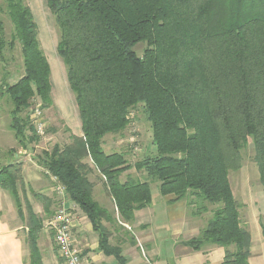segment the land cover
Returning <instances> with one entry per match:
<instances>
[{"label": "trees", "instance_id": "obj_1", "mask_svg": "<svg viewBox=\"0 0 264 264\" xmlns=\"http://www.w3.org/2000/svg\"><path fill=\"white\" fill-rule=\"evenodd\" d=\"M3 3L12 33L6 40L0 19V62L18 45L22 74L13 84L7 73L0 78V97H8L9 128L27 149L39 140L30 101L38 99L43 110L52 106L50 67L26 0ZM45 6L81 136L43 151L38 162L88 219L98 249L123 263L104 221L125 231L134 213L150 204V181L159 183V194L171 203L187 201L193 220L201 217L203 227L184 246L223 248L221 264H250L251 236L241 225V205L228 175L240 170L241 153L251 144L264 195V0H45ZM138 44L145 45L141 56L134 50ZM138 107L155 153L130 166L123 153L104 152L103 142L121 135ZM86 159L102 179L112 214L93 198L88 176L94 170ZM131 169L146 181L121 182ZM20 173V164L2 166L0 189L26 222L28 264H43L41 220L24 191L26 214L21 208ZM35 197L48 203L47 213L50 200Z\"/></svg>", "mask_w": 264, "mask_h": 264}, {"label": "rangeland", "instance_id": "obj_2", "mask_svg": "<svg viewBox=\"0 0 264 264\" xmlns=\"http://www.w3.org/2000/svg\"><path fill=\"white\" fill-rule=\"evenodd\" d=\"M27 5L30 7L35 22L38 27V37L41 42V45L44 47L47 54L52 55L54 61L50 57V65L53 68V81L55 84L54 91H58L55 94V104L48 109L44 110V120L46 124L45 134L42 138H39L37 143H30L27 145V149H23L18 146L16 140L14 139V135L9 128L10 117L9 112L11 110V103L7 96L0 97V168L9 163L20 164L21 171L27 166L30 167L29 171L35 172L40 179H45V181L50 185L51 195L49 197L50 203L47 213L43 211V206H41L40 201L38 199L33 198L32 191H25L28 194L29 199L31 200V207L33 211L36 213V216L41 220V230L38 236V246L41 252V256L43 258L44 264H63L62 261H59L58 255L54 251V246L52 242V237L50 231L47 228L48 222L52 220L53 215L59 208H68L65 204L68 202L65 194H61L58 191L57 181L53 180V178L46 173L45 169L38 162L39 157L43 151H50L55 145L64 147L71 143L72 136H78V117L73 101L72 93L69 91L65 79V72L62 62L57 57L55 50L53 51L51 47L53 44L57 42V31L53 22L51 15L49 14L46 6L45 0H26ZM0 19L4 26V36L6 40L10 39V35L12 33V26L5 14V7L3 0H0ZM144 44H138L135 47V52L138 56L142 55V51L144 50ZM57 64H60L62 69L63 80L61 76L60 82H58L55 77L57 70ZM9 74L8 83L13 84L17 81V79L22 74V64L19 56V48L18 45L14 48L13 52L10 54L5 52L4 61L0 62V78L4 74ZM57 81V82H56ZM60 85V88L58 86ZM61 91V92H59ZM60 97V98H59ZM29 135V133H27ZM153 147V146H152ZM151 147V132L148 122L145 119L144 113L140 107L136 108L132 112V120L126 130L119 136L108 135L104 138L103 148L106 153L113 152H121L125 155L127 162L130 166L140 160L142 157L146 155H152L153 150L155 153V148ZM13 152V154L10 153ZM253 149L251 144H249L241 153L242 156V167L248 169V175L246 177L252 176L250 173L255 172V164L253 162ZM88 166L93 168L89 159L85 160ZM241 167V168H242ZM93 172L89 174L88 179L94 185L93 196L94 200L100 203V205L106 208L111 214L114 212V205L108 195L106 194L103 185L102 179L98 172H95L93 168ZM127 177H132L135 179H139L142 181H146L144 179L143 174L135 172L131 169L128 172H125L119 177L121 182H124ZM229 180L232 186V191L234 193L235 198L240 203V222L243 227L247 225L248 212L243 205V197L245 196L240 184V176L237 172L231 171L229 172ZM49 179V180H48ZM144 179V180H143ZM151 194L153 196L155 204H158L161 195L159 194L158 182H150ZM47 185V184H46ZM252 185V186H251ZM99 188H101V190ZM251 186V187H250ZM260 186V185H259ZM97 189V190H96ZM103 189V190H102ZM249 189L254 193L257 190V187L250 183ZM262 191V188L260 186ZM18 192L20 199L22 201V210L24 214H26L25 204L23 201V195L21 192L20 185H18ZM33 192H36L34 189ZM248 193V192H247ZM247 195V194H246ZM249 197V194L247 195ZM48 198V197H47ZM97 199V200H96ZM186 204L184 208L188 212L191 208L187 205V201L183 200ZM182 206V205H181ZM183 208V206H182ZM183 210L185 211V209ZM0 209L5 215H11V218L14 219V223L17 225H21L20 223L26 225V222H22L19 220L17 211L15 209V205L13 203L12 198L10 197L8 192L2 191L0 189ZM77 209V208H76ZM76 209H66L71 211L74 219L76 217H80L83 214ZM79 212V213H78ZM7 215V216H8ZM116 216V215H115ZM26 218V217H24ZM203 222L199 221L198 226H202ZM262 224H264V219H262ZM104 225L111 231V239L110 244L114 245L117 242L124 241L126 244L129 243V238L134 235L131 232L124 233L123 230L118 229L116 225L112 226L111 224L104 221ZM253 225V224H252ZM117 228H116V227ZM88 223L86 220H82L81 232H82V242L81 248H88L93 243L94 238H91V234L87 231ZM89 228V227H88ZM258 226H250L248 230L251 236V244L256 242L255 239V229ZM25 232L24 230H22ZM73 232V231H72ZM259 234V233H258ZM74 235V234H73ZM78 235V233H77ZM79 236V235H78ZM26 235L24 233L23 239L25 240ZM135 239V238H134ZM131 245V244H130ZM259 256V255H258ZM260 264H263L264 258L260 257L256 259ZM251 264V263H250Z\"/></svg>", "mask_w": 264, "mask_h": 264}, {"label": "crops", "instance_id": "obj_3", "mask_svg": "<svg viewBox=\"0 0 264 264\" xmlns=\"http://www.w3.org/2000/svg\"><path fill=\"white\" fill-rule=\"evenodd\" d=\"M55 47H56V43L53 44V47H51L53 51L55 50ZM41 48L50 67L51 99L53 106L55 104L54 101L56 100L55 94L58 92L53 90L55 84L53 81V76H54V73L52 71L53 68L50 65V57L52 58L53 61L54 59L52 55H50V51L49 54H47V52L45 51L42 45ZM55 65H57V68L55 66V69L57 70L56 73L57 75L55 79L58 82H60L59 80H61V76L63 80L62 69L60 64H57L55 62ZM59 88L60 85L58 86L57 89ZM77 125H78V134H79L78 136H81L80 123L77 122ZM104 152L106 151L104 150ZM107 154H111V153H107ZM153 154H154V150H153ZM255 168H256L255 172L250 173L252 176L248 178L246 177V175L249 174L247 168L244 167L240 168L238 174L241 177L240 186L245 194V196L243 197V205H245V208L249 210L246 229L249 230L250 226H258V233H259V234L257 233V228H256L254 230L255 235L257 234L255 236L256 242L252 243L250 246L249 262L251 264H260L257 260H255V258L256 259H259L260 257L264 258V238L262 235V227H264V224H262V219H264V195L258 183L259 175L256 165ZM29 169L30 167L26 166L23 169V171H21L20 173V177H21L20 188L22 195L24 191L27 202L31 203L28 194L25 192L27 191L28 188V190L32 191L33 198L37 199L35 195H38L46 200H49V197L51 195L50 185H48L49 182L47 183L45 179L38 178L37 175L34 174L35 173L33 172L34 170L29 171ZM250 183L257 187V190H255L256 193H254V191L252 192L251 189H249ZM97 187L98 186H96L95 188ZM34 189L36 190V192H33ZM99 189L101 190V188ZM246 194L247 195L249 194V197ZM170 200L171 197L161 196L159 202H157L158 204H155L153 196L151 194L150 204L146 206L144 209L138 210L134 213V219L130 224V226L123 225L125 227L124 233H126L127 231L131 232L134 235L136 242L135 245H130V244H126L124 241H120L113 245V246L118 245L120 247V251H121L120 257L122 258L123 263H119L113 256L104 255L98 249V235L96 232L93 231L88 219L84 215L78 218L76 217L74 221V228L72 230L73 231L72 235L74 234L73 238H74L75 246L77 247V249H79L85 263L86 264H221L224 257L223 248H219L215 246H206L200 251H193L189 247L183 245V242H186L190 238L198 235L199 230L203 227V225L198 226L199 221H201L200 220L201 217L197 218V220H193L190 216L187 215V211L184 208L186 204L184 202L180 201L177 203H171ZM42 202L40 203L41 206H43V211H44L45 205L48 203H46L45 201ZM96 202L100 204L98 200ZM65 205L68 207L66 209L77 208L79 210V208L70 201L66 202ZM181 205L183 206L185 211L183 210ZM2 211L3 210L0 209V264H28V249L26 245V238L28 232L27 225H24L22 223H20L21 225L15 224L14 219L11 218V215L7 214L8 215L7 216ZM34 214L36 215L35 212ZM115 217L117 218V215ZM83 219L86 220L88 223L89 228L87 227L88 229L87 231H89V233L91 234V238H94L93 243H91V246H89L88 248L80 247L81 244H83L82 242L83 238L81 237L82 236L81 225ZM22 230H24L25 232H23ZM108 231L111 234V231L109 229ZM24 233L26 235L25 240L23 239ZM77 233L79 236L77 235ZM54 251L56 252L55 246H54Z\"/></svg>", "mask_w": 264, "mask_h": 264}, {"label": "built area", "instance_id": "obj_4", "mask_svg": "<svg viewBox=\"0 0 264 264\" xmlns=\"http://www.w3.org/2000/svg\"><path fill=\"white\" fill-rule=\"evenodd\" d=\"M30 120L38 138H42L45 134L46 124L44 120V110L41 102L34 98L30 101L28 109ZM53 180L56 181L55 178ZM58 191L63 195L64 189L59 184ZM74 217L71 211L59 208L48 222L47 228L53 236V243L58 257L63 264H86L83 260L79 249L75 246L72 230L74 228Z\"/></svg>", "mask_w": 264, "mask_h": 264}]
</instances>
